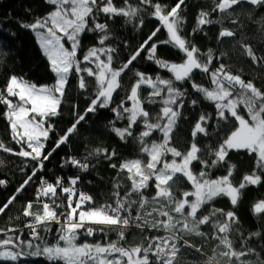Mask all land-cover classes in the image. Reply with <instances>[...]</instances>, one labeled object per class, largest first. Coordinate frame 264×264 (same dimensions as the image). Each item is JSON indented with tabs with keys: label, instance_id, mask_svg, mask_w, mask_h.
Here are the masks:
<instances>
[{
	"label": "snow or ice",
	"instance_id": "6c2138e0",
	"mask_svg": "<svg viewBox=\"0 0 264 264\" xmlns=\"http://www.w3.org/2000/svg\"><path fill=\"white\" fill-rule=\"evenodd\" d=\"M43 2L48 6L45 14L18 23L35 35L55 79L51 84H37L22 75L9 74L0 86V105L4 106L0 115L7 121L11 140L19 145L17 151L0 140V151L31 162V173L0 207V214L45 170L46 162L69 143L90 113L101 109L113 113L110 131L122 142L131 139L139 155L115 163L111 162L117 157L115 150L97 147L83 159H63L61 168L71 166L86 173L93 167L89 157L102 156L110 161L109 167L116 170L117 178L104 201L97 203L92 194L78 187L80 175L55 176L52 181L41 176L34 199L21 208L27 236L16 226L0 228V262L23 264L27 258L44 257L50 264H182V250L193 249L206 257L200 264H264V245L257 251L249 243L252 238H264V231L258 229L245 236L238 227L236 212L214 204L218 198L226 197L235 209L243 190L264 183V85L245 80L225 62L212 67L226 53L218 57L212 49L202 52L184 35L186 17L181 14V6L185 0H178L174 6L160 0ZM242 3L264 8V0H212L210 10L198 13L192 35L220 22L212 19V13L221 14V20L230 18ZM120 17L138 29L144 27L147 17L159 22L124 60L119 58L118 47L108 43L112 36L109 22ZM255 22L264 30V16ZM162 29L166 38L153 42ZM88 33L96 36L97 43L80 57L82 39ZM235 36L236 32L222 27L217 39L220 42ZM238 43L242 55L264 67V56H258L251 45ZM160 45L180 53V62L159 57ZM124 47L129 44L124 42ZM142 54L170 75H153L135 68L134 62ZM8 55L0 51V57ZM129 72L133 83L125 88L123 80ZM197 72L209 80V86L196 81ZM71 75H76L78 87L84 92H89L87 78H92L91 92L86 96L89 103L83 112L73 105V122L48 149L47 142L54 131L50 121L61 115ZM186 83L213 106V112L199 113L191 127V139L181 148L173 139L183 118L182 110L186 102L193 108L200 103L198 99L189 100L190 94L183 87ZM119 91L125 95L117 102L115 95ZM149 105H158V109H150ZM213 119L216 135L225 127L228 131L216 143L201 146L200 137L211 139L214 134L209 130ZM119 121L124 122L123 127L117 126ZM157 132L160 138L153 139ZM241 151L252 158L254 167L236 183L233 177L237 166L229 161V155ZM197 164L199 171L195 170ZM219 167L225 168V174L213 177L210 170ZM6 184L0 179V186ZM181 184L190 188H181ZM252 211L257 216L264 214V199L255 202ZM15 219L20 220V216ZM53 224L58 226L57 238L50 243L41 232H51ZM131 228L139 232L133 240L128 238ZM98 233L103 242H80L81 235L93 237ZM109 233H115L116 239H111ZM194 238H199L200 243H195ZM209 244L211 254L207 255L204 248Z\"/></svg>",
	"mask_w": 264,
	"mask_h": 264
},
{
	"label": "trees",
	"instance_id": "16d2710c",
	"mask_svg": "<svg viewBox=\"0 0 264 264\" xmlns=\"http://www.w3.org/2000/svg\"><path fill=\"white\" fill-rule=\"evenodd\" d=\"M161 3L174 6L178 0H160ZM135 3V0H133ZM212 0H185L184 5L181 6V14L186 17V24L184 27V35L201 49L202 52H207L212 49L214 54L220 57L221 53L226 55L220 58V61H214L212 67H216L219 62H225L234 73H239L245 80H253L257 86L264 85V67L253 64L251 59L242 55L239 41L251 45L258 56H264V30L255 21L264 16V8H253L247 3H242L234 9L232 17L225 16L221 20V14L212 13V19L220 21L212 25L204 27L202 32L192 35V29L196 25V18L198 13L203 10H210ZM48 11L43 0H0V51L8 52L7 57H0V86L5 83L6 77L9 74L22 75L30 81L37 84H51L54 82V74L51 73L47 59L43 56L42 51L35 39V35L28 30L19 26L18 21H29L37 16L43 15ZM251 16V18H249ZM236 20L235 24L232 20ZM110 30L112 33L109 44L118 47V54L120 60L127 58L128 54L134 47L139 45L147 36L159 25V22L152 18H145V25L142 29H138L133 24L125 23L124 18H116L109 22ZM229 28L236 32L234 38H223L218 42V33L220 29ZM15 34L14 36L11 34ZM166 38V31L162 29L153 42L163 40ZM124 42L129 44L128 48L124 47ZM97 43V38L94 34L88 33L82 39V49L78 53L82 57L84 51L88 47ZM158 56L164 59L180 62L181 54L178 53L171 46L160 45L158 47ZM134 67L150 74L160 72L162 76L167 77V72L158 69L155 64L144 59V55L134 62ZM86 75V74H84ZM91 92V80L87 78ZM195 79L198 83L204 86H209L210 82L206 77H203L199 72L196 73ZM125 88L133 83V75L129 72L123 80ZM183 87L187 88L190 99H198L200 103L197 107L193 108L190 103L186 102V107L183 111V118L179 122V126L174 134L173 143L178 147H186L187 142L191 139L190 131L193 123L201 111L213 112V106L207 101L202 100L197 93L193 91L190 84L186 83ZM89 92H84L78 87V79L76 75L69 77V84L65 100L61 106V115L51 119L50 123L54 125V131L50 133L51 139L47 142V148L51 149L53 143L58 135H62L67 127L71 125L74 120L73 105L77 106V111L83 112L87 107L89 101L86 96ZM125 95L124 91H119L115 95L117 102ZM143 95H147L145 89ZM150 109H158V105L148 106ZM4 106L0 105V113H3ZM114 119V114L107 109H101L95 114H89L86 120L78 126L76 132L69 140V143L62 145L46 162L45 170L37 174L36 177L27 185L24 191L17 196L16 201L5 211L0 214V228L16 226L21 232L27 236V229L23 227L25 218L21 216L22 205L33 200L35 196V189L38 186L41 176L49 181L54 180L55 176H73L80 175L81 182L78 187L85 192L92 194L97 203L104 201L105 193H108L111 184L117 178L116 170L109 167L110 161L101 157H89L93 167L88 172H79V170L71 166L61 168L60 165L63 159L74 156L78 159H83L89 151L97 147H104L109 150H115L117 157L111 162L119 163L123 159L134 158L138 153V146L131 139L127 142H122L110 131L109 121ZM216 121L213 119L209 123V130L213 132L211 139L200 137V144H214L218 139L223 138L224 133L228 131L225 127L219 131V135L215 134ZM118 127H123L124 122H117ZM230 127V125H229ZM140 129H136L138 132ZM160 133H154L153 139H159ZM0 140L4 141L6 145L19 150V145H16L10 138L9 129L6 119L0 115ZM170 158V157H169ZM0 179L7 181L6 186H0V207L7 202L15 190L20 186L26 176L31 173V162L25 158L12 155L0 151ZM229 161L236 164V171L233 180L236 183L242 179L246 172H251L254 167V162L246 152H231ZM27 165V167H26ZM25 169V171H21ZM195 170H200V165L195 166ZM213 177L225 174V168L219 167L210 170ZM181 188L189 187L190 185L181 184ZM151 192V190H150ZM264 199V183L259 186H248L243 190L242 198L235 209H232L228 198H218L214 204L215 207L223 208L225 210H234L239 218L238 227L245 236L248 233L261 230L264 231V214L257 216L253 213L252 207L255 202ZM20 216V220L15 217ZM57 225H52V231L48 233L41 232V235L46 237L47 242L55 243L57 238ZM207 230V229H206ZM148 235L153 234L148 232ZM162 235L163 233H156ZM139 236V232L135 228L129 229L128 238L133 240ZM109 237L113 240L116 239L115 233H109ZM2 238V237H0ZM85 239L88 242L102 241L101 234H96L93 237H85L81 235L80 242ZM194 242L199 244L200 239L194 238ZM249 243L256 247L257 251H261V245H264V238H252ZM239 247V241L237 242ZM204 252L207 255L211 254V244L205 246ZM264 256V252H261ZM182 264H200L206 257L200 253L195 252L193 249H183L181 253ZM255 258V257H251ZM4 264V262H0ZM23 264H50L44 257H30L27 258Z\"/></svg>",
	"mask_w": 264,
	"mask_h": 264
},
{
	"label": "built area",
	"instance_id": "2783aa9c",
	"mask_svg": "<svg viewBox=\"0 0 264 264\" xmlns=\"http://www.w3.org/2000/svg\"><path fill=\"white\" fill-rule=\"evenodd\" d=\"M53 225H55V224H53Z\"/></svg>",
	"mask_w": 264,
	"mask_h": 264
}]
</instances>
